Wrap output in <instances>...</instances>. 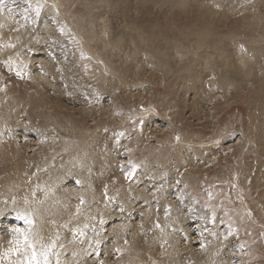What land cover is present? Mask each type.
Returning <instances> with one entry per match:
<instances>
[{"label": "rangeland", "instance_id": "374dc122", "mask_svg": "<svg viewBox=\"0 0 264 264\" xmlns=\"http://www.w3.org/2000/svg\"><path fill=\"white\" fill-rule=\"evenodd\" d=\"M163 1L0 0V240L34 227L35 189L57 219L98 202L79 258L48 264H264V0ZM197 13L224 23L228 67ZM64 223L56 242L80 235Z\"/></svg>", "mask_w": 264, "mask_h": 264}, {"label": "bare ground", "instance_id": "6f19581e", "mask_svg": "<svg viewBox=\"0 0 264 264\" xmlns=\"http://www.w3.org/2000/svg\"><path fill=\"white\" fill-rule=\"evenodd\" d=\"M192 1H194V0H190L189 2H184V3H182L183 5H184V9H180V10H174V11H176V12H179L180 14H181V12L183 13V10H185V12L188 10V9H190V10H193L192 9V7L191 6H193L194 7V5H191L190 3H192ZM167 2V1H166ZM165 1H163V0H154V4H157V3H159V5L160 6H163L165 3H166ZM220 2V1H219ZM187 3H189V6H187L186 4ZM173 4V2H171V1H169V3L168 4H166L165 5V8H170V6ZM196 5H199V1L198 0H196V2H195V6ZM227 6V5H226ZM217 7H221L220 5H214V8H213V10L212 11H214V12H218V11H220V8H217ZM232 8L234 7L233 5L231 6ZM231 7H228L227 8V10H226V12H229L230 11V9H232ZM154 8V7H153ZM204 9H206V10H208L209 11V13H210V9H209V7H203V6H200L199 8H198V10L199 11H202V10H204ZM182 10V11H181ZM190 10H188V11H190ZM196 10V12L198 11L197 9H195ZM147 11V10H146ZM181 11V12H180ZM223 11V10H222ZM221 11V12H222ZM231 12H232V10H231ZM150 13V12H149ZM189 13V12H188ZM170 14H172L171 12H170ZM176 14H178V13H176ZM184 14V13H183ZM201 14H203V13H201ZM200 14V15H201ZM3 16V15H2ZM180 16V15H179ZM190 16H191V14H190ZM189 16V17H190ZM197 16H198V18H197V21H198V23L202 26V27H204L205 29H207L208 31H209V35H208V37H209V39H206V37H205V39L206 40H208L207 42V44H206V46H205V49H204V51H203V54H202V52L200 53L201 55H203V58H204V60L206 61L207 60V56H210L211 54H213V56H214V59H215V56L219 59V61H220V64H221V66H222V68L223 67H228L229 65H228V63L230 62V58H229V51H228V48H230V47H228V45L229 44H226V43H222L223 42V40H220V37H221V34H222V29H221V27H222V24L224 25V23H222L221 24V22L219 23L217 20V22H215V20H214V22H212L210 25H207L206 24V20L205 21H202L200 18H199V15H198V13H197ZM192 17H194V16H192ZM185 18V17H184ZM205 18V17H204ZM210 18H211V16H210ZM218 18V17H217ZM228 18V17H227ZM158 19V18H157ZM170 19V18H169ZM182 19V18H181ZM196 19V17L194 18V20ZM209 19V18H208ZM212 19H215L214 17L212 18ZM211 19V20H212ZM226 19V18H225ZM225 19H224V21H225ZM172 20V19H171ZM189 20V19H188ZM201 20V21H200ZM173 21V20H172ZM178 21V20H177ZM182 21H183V19H182ZM181 21V22H182ZM190 21V20H189ZM200 21V22H199ZM171 22V21H170ZM183 23V22H182ZM189 23V22H188ZM190 23H192V22H190ZM194 23V22H193ZM218 23V24H217ZM227 23V22H226ZM165 24H168L167 23V21H166V23ZM179 24V23H178ZM196 24V23H195ZM215 25V26H214ZM163 26H164V24H163ZM192 26V25H191ZM165 27V26H164ZM166 27H167V25H166ZM177 28V27H176ZM207 30H205V31H207ZM225 31V30H224ZM232 33V32H231ZM213 34H214V36H213ZM227 34V33H226ZM230 36V35H229ZM169 37V36H168ZM224 38V37H223ZM222 39V38H221ZM228 40L230 39V38H227ZM264 39V38H263ZM201 40H203V39H201ZM228 40H226V41H228ZM200 41V40H199ZM231 42V41H230ZM196 43V42H195ZM201 43V42H200ZM219 43H222V44H224V45H221V44H219ZM231 44V43H230ZM5 45H7V42L6 41H3V46H5ZM2 46V47H3ZM1 48V47H0ZM181 49V48H180ZM211 50V51H210ZM230 50V49H229ZM177 51V50H176ZM234 54V53H233ZM197 56V55H196ZM201 57V56H200ZM212 57V56H211ZM234 57V56H233ZM196 58V57H195ZM211 59V58H210ZM213 59V61H215ZM198 60V59H197ZM203 60V59H202ZM208 61H210V60H208ZM235 61V60H234ZM207 62V61H206ZM205 62V63H206ZM212 62V61H211ZM210 62V63H211ZM210 63H209V65H210ZM214 63V62H213ZM35 64V63H34ZM238 64V63H237ZM206 65V64H205ZM212 65V64H211ZM210 65V66H211ZM213 66V65H212ZM216 66H218L217 64H216ZM212 68V67H211ZM235 68H236V70H238V65H236L235 66ZM241 69V67L239 66V70ZM224 70H226L225 68H224ZM241 71V70H240ZM238 72V71H237ZM218 73H219V71H218ZM236 74H238V73H236ZM232 75V74H231ZM223 76V75H222ZM221 76V77H222ZM226 83V82H225ZM231 89V88H230ZM1 99H3V97L1 98L0 97V100ZM4 99H5V97H4ZM6 100V99H5ZM38 100V99H37ZM9 101V100H8ZM16 101V100H15ZM15 101H10V102H8V104H4V106H6L5 108H9L10 107V104H11V102H12V104H16V102ZM1 102V101H0ZM34 104H37V103H34ZM17 105V104H16ZM48 105V104H47ZM0 122H1V120H0ZM1 132V131H0ZM10 150H11V148H10ZM12 150H14V149H12ZM16 150H17V148H16ZM18 151H16V153H17ZM15 153V152H14ZM19 153V152H18ZM21 153V152H20ZM13 154V153H12ZM22 154V153H21ZM16 155V154H15ZM20 155V154H19ZM17 156V155H16ZM21 156V155H20ZM20 156H18V158H21ZM27 161V160H26ZM92 174V173H91ZM70 187V186H69ZM75 187V186H74ZM75 189V188H74ZM33 191H35V189L34 190H32L31 189V191L29 192V194L21 201V203H22V207L24 208V210H25V213H31L32 215L31 216H29V217H32L33 218V220H34V227H30V232L28 233L27 232V234H28V236H29V241H30V243L33 245V248H31V249H28L27 248V250H29L28 252H27V250L25 251V255L24 254H21L20 255V253H18L19 255H20V257H21V259H20V257L18 258V260H15L13 257H14V254H6L7 253V250H8V248L10 247V245H9V240H12L14 237L13 236H11L12 234L10 233V235L8 236H6V237H4L3 236V239L2 240H0V264H27V259H28V257L30 256V254H31V251H33V250H35L36 251V253H37V256H38V260H39V264H48V261H49V259H50V256H53V258L54 257H56V259H57V257L60 255V253L62 252V251H64V252H66L65 250L67 249V248H72L70 245H72V246H74V245H76V244H78L77 242L80 240V241H82V243H83V240L85 239V236H91V235H87V234H83V232H84V230H85V226L83 225V224H79L80 222L82 223L83 222V220H85V219H87V218H89V217H92V216H94V215H96L97 214V211H98V202L96 203H94V206L93 205H91L92 207H89V202H90V198L89 197H85V199H87V200H89V202H88V206L86 207L83 203H85V202H83L81 205H82V207L81 208H79L78 209V207H75L76 205H74L73 204V202L71 203V199H69L70 200V203H69V200H67V201H62V203H61V205H62V207H63V209L62 210H60L59 211V214L62 216V218H60V219H57L56 218V213H55V211H57V208L55 209V207H52V206H49L48 204L47 205H45V204H42V203H40V202H38L37 201V193H35V192H33ZM69 191V190H68ZM86 194H88V193H86ZM96 195H95V197L93 198L92 196V199H97L98 198V195H97V193H95ZM60 195H61V199L62 198H64L65 199V197H67V194H66V192L64 193V192H62V193H60ZM81 196V195H80ZM84 196V195H83ZM89 198V199H88ZM17 200V199H16ZM15 200V201H16ZM27 200V201H26ZM87 200H86V202H87ZM20 201V200H19ZM94 201V200H93ZM96 201V200H95ZM12 202V201H11ZM21 203H15L14 201L12 202V206H14V208H15V206L16 205H20L21 206ZM73 204V205H72ZM77 206H80V205H77ZM21 207V208H22ZM17 208V207H16ZM20 208V207H19ZM20 208V209H21ZM22 208V209H23ZM89 208H91L90 210H88ZM21 209V210H22ZM76 209H78V210H76ZM8 210V209H7ZM23 211V210H22ZM29 211V212H28ZM27 216V215H26ZM64 221L65 223V227H61V230L63 231V232H65V230L67 231L68 229H69V225H71V224H73V225H75V227L76 228H74L75 230H79L80 232L79 233H77V234H80L78 237H71V235H69L68 237H63L62 239H58V241L56 242L55 240L58 238L57 236H56V233L54 232V230L53 229H51V227L49 226V225H51V224H59L61 221ZM71 223V224H70ZM32 225V224H31ZM71 228H72V226H71ZM176 229V228H175ZM6 234V233H5ZM167 234V233H166ZM177 235V234H176ZM39 237H41V239L39 240ZM93 237H95L94 235H93ZM100 237H103V236H100ZM166 237V235L164 234V238ZM173 237V236H172ZM164 238H162L160 241H162V242H166V240L164 239ZM170 238V237H169ZM174 238V242L171 240V242H173V244H174V247H175V245H176V242H177V237H173ZM68 239H70V240H68ZM97 241H98V239H97ZM76 242V243H75ZM109 242V241H108ZM126 243H129L128 245L131 247L134 243H133V240L131 239V240H127V241H125ZM154 242H156V241H154ZM170 243V242H169ZM69 246V247H66V249L65 250H63L64 248H65V246H67V245ZM65 245V246H64ZM113 246H115L114 244H112ZM127 245V244H126ZM155 246V245H154ZM164 246V245H163ZM75 247V246H74ZM74 247L72 248V249H74ZM110 247V246H109ZM77 247H75V249H76ZM75 249H74V252H75ZM79 247L77 248V250H76V252L74 253L75 254V258H79ZM175 249V248H174ZM151 250V249H150ZM154 250H155V247H154ZM73 251V250H72ZM22 252H24V251H22ZM27 252V253H26ZM68 252V251H67ZM71 251H69V253H70ZM140 252V251H139ZM142 252V251H141ZM166 252V251H165ZM169 252H171V251H169ZM143 253V252H142ZM142 253H138L137 255H134L131 259H130V262H129V264H140V263H144V261L147 259V258H145L144 256H142ZM67 254V253H66ZM129 254V253H128ZM166 254V253H165ZM172 254H173V252H172ZM178 255V253L176 254V256ZM129 256V255H128ZM175 256V255H174ZM165 257V256H164ZM169 257H172V256H169ZM59 258H60V256H59ZM69 258H71V257H69ZM109 258V257H108ZM107 258V259H108ZM14 259V260H13ZM43 259H44V262H42L43 261ZM65 259H67V262H68V258H65ZM166 259V258H165ZM177 259H178V256H177ZM51 260V259H50ZM53 260V259H52ZM71 260L72 261H74L72 258H71ZM70 260V261H71ZM161 260V259H160ZM160 260H158L159 261V264H161L160 262ZM163 260V259H162ZM172 260V259H171ZM170 260V261H171ZM222 260V259H221ZM72 261H71V263H72ZM80 261V260H79ZM78 261V262H79ZM169 261V260H168ZM26 262V263H25ZM78 262H75L76 264L78 263ZM84 262V261H83ZM83 262L81 263V264H83ZM105 262H108L107 260H104V263ZM172 262V261H171ZM70 263V264H71ZM220 263V262H219ZM218 263V264H219ZM221 263H225V262H223V261H221ZM220 263V264H221ZM57 264V263H56ZM64 264V263H63ZM72 264H74V263H72ZM80 264V263H79ZM105 264H107V263H105ZM108 264H113L112 262H110V263H108ZM154 264H157V261H155L154 262ZM164 264V263H163ZM175 264V263H174ZM207 264V263H206Z\"/></svg>", "mask_w": 264, "mask_h": 264}, {"label": "snow or ice", "instance_id": "6c2138e0", "mask_svg": "<svg viewBox=\"0 0 264 264\" xmlns=\"http://www.w3.org/2000/svg\"><path fill=\"white\" fill-rule=\"evenodd\" d=\"M17 218L24 220L25 223H31V220H29L27 217L18 215ZM12 232L16 235H14L12 240H9L10 247L8 248L6 254H17L22 252L24 248H33L27 233L23 232L19 228L12 229ZM27 264H39L38 256L35 250L31 251V254L27 259Z\"/></svg>", "mask_w": 264, "mask_h": 264}]
</instances>
